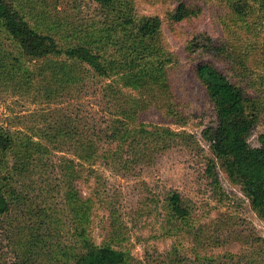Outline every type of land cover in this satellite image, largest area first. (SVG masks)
I'll list each match as a JSON object with an SVG mask.
<instances>
[{
	"label": "rangeland",
	"instance_id": "rangeland-1",
	"mask_svg": "<svg viewBox=\"0 0 264 264\" xmlns=\"http://www.w3.org/2000/svg\"><path fill=\"white\" fill-rule=\"evenodd\" d=\"M131 1L137 16H158L164 23L163 42L176 57L171 80L178 115L185 118L176 122L153 109L141 115L140 121L185 132L190 138L180 139L153 164L133 160L123 168L100 161L93 173L85 171L76 188L95 204L92 222L87 225L90 236L102 244L119 220V244L130 251L131 264H159L156 260L171 256L175 248L191 264L201 262L196 255L212 257L210 264H264L260 252L264 248V222L241 188L219 168L217 184L207 172L213 155L203 132L215 126L216 118L205 88L189 71L187 52L193 40L207 34L226 43L230 54L234 48L243 56V66L233 64L238 60L234 54L235 60L222 59L217 65L258 101L260 118L249 143L259 147V137L264 134V18L259 29L253 27L249 32L244 26L233 35L234 15L228 0H189L190 6L201 8V14L177 27L170 26L167 17L177 6L175 0ZM18 4L33 26L54 35L62 45L82 43L104 22L97 0H19ZM28 88L0 85V126L35 136L40 129L72 118L86 135L99 139L104 138L114 118L113 108L103 100L99 80L53 100L36 86ZM100 144L105 148L108 142ZM52 153L46 166L39 165L32 178H23L16 185L20 199L13 201L11 212L0 221V264L25 259L31 249L38 264H58L60 258L64 264L63 251L71 254L78 246L74 214L67 204L70 187L62 174L64 159L73 156L67 146ZM173 191L180 194L190 213V228L175 237L164 232L165 199ZM197 238L204 242L203 247L196 244Z\"/></svg>",
	"mask_w": 264,
	"mask_h": 264
},
{
	"label": "trees",
	"instance_id": "trees-1",
	"mask_svg": "<svg viewBox=\"0 0 264 264\" xmlns=\"http://www.w3.org/2000/svg\"><path fill=\"white\" fill-rule=\"evenodd\" d=\"M18 1L0 0V85L27 89L36 86L47 99L53 100L89 81L99 80L103 100L113 108L114 118L104 138L99 139L86 135L72 118L40 129L35 136L0 126V221L11 212L13 201L20 199L16 185L23 178H32L39 165L46 166V158L53 150L61 151L67 146L73 157L64 159L62 174L70 187L67 204L74 214L78 246L71 254L63 251L64 264H131L133 256L119 244V220L116 219L102 244L95 243L90 236L87 225L92 222L95 204L83 198L76 184L85 171L93 173L100 161L123 168L133 160L136 164L139 161L153 164L158 155L171 150L180 139L190 138L185 132L140 121L141 115L153 109L176 122L185 119L178 115L171 80L176 57L163 42L164 23L158 16H137L131 0H97L104 13L103 24L90 31L82 43L62 45L54 35L32 25ZM175 1L176 8L167 14L170 26L177 27L201 14V8L190 6L189 0ZM228 2L234 15V28L230 31L233 35L244 26L249 32L253 27H262L264 0ZM225 46L226 43L214 41L207 34L187 46L189 71L205 88L216 118L215 126L203 132L213 155L207 172L217 184L219 168L233 185L241 188L264 222V134L259 137V147L249 143L259 122V103L218 67L217 62L222 59L235 60L233 54L238 58L234 65L245 63L234 48L230 54ZM102 141L108 142L107 147L103 148ZM164 209L166 235L175 237L187 232L190 213L178 192H169ZM196 244L204 246L199 238ZM260 252L264 254L263 247ZM171 254L156 261L191 264L179 249L175 248ZM34 256L31 249L25 259L6 264H38ZM196 259L201 261L199 264H210L213 260L200 255ZM58 264H62V258Z\"/></svg>",
	"mask_w": 264,
	"mask_h": 264
}]
</instances>
